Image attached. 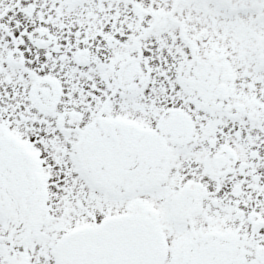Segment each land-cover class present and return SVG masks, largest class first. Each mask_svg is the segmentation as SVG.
<instances>
[{
	"label": "snow or ice",
	"instance_id": "1",
	"mask_svg": "<svg viewBox=\"0 0 264 264\" xmlns=\"http://www.w3.org/2000/svg\"><path fill=\"white\" fill-rule=\"evenodd\" d=\"M0 264H264V0H0Z\"/></svg>",
	"mask_w": 264,
	"mask_h": 264
}]
</instances>
